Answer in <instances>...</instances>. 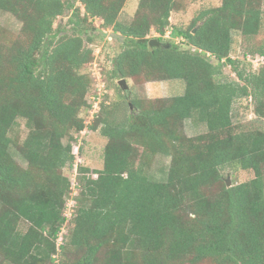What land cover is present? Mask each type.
Segmentation results:
<instances>
[{
    "label": "trees",
    "instance_id": "16d2710c",
    "mask_svg": "<svg viewBox=\"0 0 264 264\" xmlns=\"http://www.w3.org/2000/svg\"><path fill=\"white\" fill-rule=\"evenodd\" d=\"M263 1L221 0L189 27H172L180 43L150 49L152 31L166 39L176 0H139L128 24L118 19L127 0H0L22 24L11 37L0 27V264H52L60 248L70 264H264V132L230 130L243 98L264 119V64L246 58L264 57V43L244 54L246 65L231 55L234 33H260ZM68 10L70 32L56 29ZM106 28L121 48L104 68L107 88L180 80L184 93L136 97L122 122L106 94L89 126L106 139L103 166L81 188L70 246L58 247L69 222L63 170L85 129L86 68ZM225 63L235 80L223 78ZM193 118L205 134L186 135ZM19 120L28 129L22 142L10 135ZM156 157L170 159L165 181L147 173ZM225 169L254 176L228 187Z\"/></svg>",
    "mask_w": 264,
    "mask_h": 264
},
{
    "label": "rangeland",
    "instance_id": "374dc122",
    "mask_svg": "<svg viewBox=\"0 0 264 264\" xmlns=\"http://www.w3.org/2000/svg\"><path fill=\"white\" fill-rule=\"evenodd\" d=\"M68 4H74L78 6L76 0H64ZM139 0H127L119 15V21L128 24L133 19L135 12L137 10ZM221 4V0H176V8L171 13L170 17V27L167 29L166 40H171L174 44L180 43V39H170V33L172 27L176 28H187L189 27L191 21L197 16L198 12L204 8L215 7ZM262 28L260 33L254 37L247 38L240 33L233 34V46H232V58L241 60V65H246L244 60V54L250 52L249 50L258 48L264 43V1L262 3ZM71 16V10L66 11V13L59 17L55 23V28H65L69 29L68 20ZM21 22L12 14L0 11V27L4 28L7 31V34L11 36H17L21 30ZM103 32V31H102ZM150 39L157 38L158 35L152 31L150 33ZM106 35L102 34L100 36L101 43L99 44L96 52L98 57L89 64L86 68V73L92 77V71L96 76L104 77V68H107V63H112V58L120 51L119 43L113 38L112 41L106 39ZM168 42V41H167ZM183 47V46H182ZM184 48V47H183ZM248 61L252 58L250 55L246 57ZM259 62H256L258 65ZM260 65V64H259ZM107 66V67H106ZM255 68V67H254ZM256 69V68H255ZM235 69L231 64H223V78L227 77L230 80H235ZM106 81V80H105ZM128 90L117 92L112 86L107 90V101L109 104L117 102L118 107L116 108L114 118L118 122H122L126 115H130L133 111L132 100L134 98L142 99H168L174 96H179L184 93V82L180 80H168V81H151L147 83H134L132 80L127 81ZM88 113L82 112L81 116L83 117L85 129L83 132H80L78 135L75 134L76 139L79 143H73L72 150L75 149V146L81 145V152L79 156L75 158L72 167H67L63 170V174L69 178L71 185L73 182L78 186H75L74 189L66 196V205L69 201L74 200L76 202L72 207L73 216L69 219V222L64 224L61 230V233L57 240V246H70V232L73 228L74 221L77 216L78 210V198L81 193V188H83L84 181L87 178H97V171L103 166V149L106 144V139L100 135L89 130V126L92 124L86 123L85 117H88ZM233 123L231 127L232 133H238L241 131H250V130H260L264 132V119L258 117L254 113V103L250 99H240L234 102L233 104ZM184 131L187 136L195 137L207 132L206 125L203 123H198L196 119L186 120L184 122ZM28 133V129L25 125V121L19 120L17 125L11 131L12 137H18L22 142ZM74 136V137H75ZM67 139L64 140L66 142ZM76 150V149H75ZM13 155L19 158L17 150L12 149ZM75 157V156H74ZM170 159L168 157H156L152 163V166L147 170L150 178L160 181H165L167 176V171L169 168ZM77 164V167L75 166ZM81 167H87L90 169L89 172L84 173L80 171ZM223 176L225 181L230 180L231 184H237L242 181H246L250 178H253L254 174L249 171H238L233 172L229 169L223 171ZM75 191L78 192L75 195ZM64 207V214L66 213L67 206ZM20 227L25 230L26 225L22 222ZM63 249H57V253L54 256V262L52 264H70L71 258L63 257Z\"/></svg>",
    "mask_w": 264,
    "mask_h": 264
},
{
    "label": "built area",
    "instance_id": "2783aa9c",
    "mask_svg": "<svg viewBox=\"0 0 264 264\" xmlns=\"http://www.w3.org/2000/svg\"><path fill=\"white\" fill-rule=\"evenodd\" d=\"M103 33L106 35V39L108 41H112L113 40V36H112V30L109 28L106 29H102ZM158 35V34H157ZM148 38H150V36H148ZM98 53V52H96ZM98 55V54H97ZM250 62L252 63L253 67L258 68L261 64H264V57L262 56H258L256 58H250L249 59ZM256 62H259L258 65H256ZM260 64V65H259ZM92 80H93V86L88 94V96L86 97V102L88 105V109H87V113L89 114L88 117H85V121L86 123L91 124L94 119L97 117V114L100 111V106L107 94V84L105 81V77L101 76H96L94 74V72L92 71ZM83 132V131H81ZM76 149V150H75ZM75 149L73 150V155L79 156L80 153V146H75ZM75 166L77 167V164H75ZM75 186H78L77 184H75L73 182V184L71 185V189H74ZM78 192L75 191V195H77ZM76 202L74 200L69 201V203L66 205L67 206V210L66 213L64 214L66 218L71 219L73 216V211H72V207L73 205H75Z\"/></svg>",
    "mask_w": 264,
    "mask_h": 264
},
{
    "label": "water",
    "instance_id": "95a60500",
    "mask_svg": "<svg viewBox=\"0 0 264 264\" xmlns=\"http://www.w3.org/2000/svg\"><path fill=\"white\" fill-rule=\"evenodd\" d=\"M166 45V39H157V38H153L149 40V48L152 49L154 47H161V46H165ZM119 86L122 88L123 91H127L128 90V85L126 80L122 79L118 82ZM227 186H231L230 180L228 179L226 181Z\"/></svg>",
    "mask_w": 264,
    "mask_h": 264
}]
</instances>
